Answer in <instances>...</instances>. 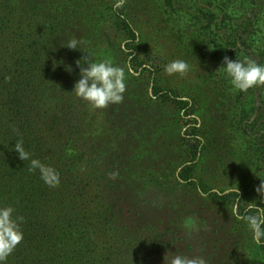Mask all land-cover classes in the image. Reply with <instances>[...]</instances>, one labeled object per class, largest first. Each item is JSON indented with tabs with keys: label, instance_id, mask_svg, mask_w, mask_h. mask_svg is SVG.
<instances>
[{
	"label": "trees",
	"instance_id": "16d2710c",
	"mask_svg": "<svg viewBox=\"0 0 264 264\" xmlns=\"http://www.w3.org/2000/svg\"><path fill=\"white\" fill-rule=\"evenodd\" d=\"M154 1L162 17L157 24L145 10L138 15L133 0L119 10L113 8L114 0H0V203L11 204L24 217V239L7 264H155L171 243L167 231L157 232L152 223L137 227L129 215L131 206L118 195L141 172L132 152L136 145H146L133 129L136 122L120 104L116 114L96 110L106 118L105 127L104 120L113 122L105 138L90 139L91 109L71 93L79 79L76 62L86 53L62 47L73 36L83 39L97 59L125 68V102L141 97L174 118L188 161L175 181L209 193L203 196L208 200L232 205L239 199L241 213L264 200L256 189L249 196L248 185L239 197L236 191L224 196L212 191L218 179L232 183L230 166L202 175L209 143L196 118V98L169 85L164 72L169 60L156 51L157 39L168 36L180 59L204 69L199 78L221 106L243 94L246 99L247 93L234 91L219 68L225 56L253 58L264 0H217L216 7L212 0ZM239 129L229 132L227 141L237 132L244 138L237 136L238 142L247 140L246 149L233 147L247 168L254 165L255 150ZM21 137L26 150L61 174L57 189L46 188L38 173H30L28 163L18 158L13 146ZM233 149L226 155L231 157ZM146 172L147 185L164 188L165 174ZM259 248L264 253V245Z\"/></svg>",
	"mask_w": 264,
	"mask_h": 264
},
{
	"label": "rangeland",
	"instance_id": "374dc122",
	"mask_svg": "<svg viewBox=\"0 0 264 264\" xmlns=\"http://www.w3.org/2000/svg\"><path fill=\"white\" fill-rule=\"evenodd\" d=\"M211 4L216 7L218 2L212 0ZM133 5L138 15L145 10L147 19H152L154 24L161 23L162 17L154 0H133ZM74 19L73 17L72 23L75 24ZM142 34L147 43L148 31L143 29ZM157 41L156 51H159L158 55L162 59L169 62L174 60V57L180 59L168 36ZM253 41L255 50L251 58L259 64H264V13L258 22ZM197 65L190 64V72L185 77L165 74V79L169 85L183 89L184 95L196 98V118L202 127L204 138L209 143V149L201 163V173L207 177L219 172L222 166H230L232 183L224 184L227 179H218L214 188H231L240 192L248 185L250 196L264 182V86L249 89L246 99L243 98L246 94H243L239 101L234 97L229 99L226 106H221L213 91L199 78L205 71L200 70L201 67ZM135 100L123 101L119 109L122 112L127 111L126 117H129L131 122H136L133 129L142 137L146 146L136 145L134 148L132 153L137 158L134 167L141 172H138L133 183H127L123 194L118 195H123L128 208L131 206L129 211H132V215H129L136 218L137 227L148 222L155 226L157 232L167 231L171 243L160 253L155 264H164V256L168 252L188 256L203 255L208 264H263L264 253L252 241L245 222L231 217L232 205L223 200H208L184 186L181 181H175L176 173L181 166L188 164V161L184 153L186 144L177 138L181 130L175 124L174 118L146 100L143 101L141 97ZM116 108V105H111L107 112L116 114L113 113ZM89 115H93L92 127L89 129L90 139H98L101 136L100 139L105 138L113 121L104 120L107 125L105 127L102 121V118L106 119L104 116H99L96 110H91ZM237 128H241L239 132L245 130L246 136L251 139V146L255 150L253 166L247 164V168L243 167L245 163L240 161L233 149L236 145L246 149L247 140L238 142L237 139L244 138L237 132L234 135L239 138L231 136L229 143L227 141L228 133ZM231 147L233 155L230 157L226 154ZM147 170L166 175L163 180L164 188L146 184ZM130 185L135 188L137 194L133 195L134 191ZM259 200L262 206L264 202ZM134 203L138 205H133ZM190 221L196 222L199 231L190 228Z\"/></svg>",
	"mask_w": 264,
	"mask_h": 264
},
{
	"label": "clouds",
	"instance_id": "9594fccd",
	"mask_svg": "<svg viewBox=\"0 0 264 264\" xmlns=\"http://www.w3.org/2000/svg\"><path fill=\"white\" fill-rule=\"evenodd\" d=\"M127 0H114L113 8L123 9ZM74 51L86 53L81 60L76 62L79 79L74 84L71 93L77 100L83 101L91 110H104L111 105L122 104L127 91V76L124 67L119 66L111 59H97L93 52L87 50L85 42L75 36L66 41L62 46ZM124 48V45H121ZM229 80L231 88L240 93H247L249 89L264 86V64H259L252 59H230L225 56L219 68ZM71 71V68H66ZM168 76L185 77L190 72V65L184 59H174L164 66ZM155 99V96L152 97ZM14 131H17L13 129ZM17 135L19 133L17 132ZM13 150L18 158L28 163L30 173H38L42 184L49 190L57 189L61 184V174L52 166L34 157L26 150L23 138L16 140ZM115 175V174H113ZM220 196L228 195L235 189L221 190L219 187L212 189ZM264 198V183L256 189ZM201 196L207 197L198 189ZM237 196L238 192L236 193ZM264 202V200H262ZM254 209L253 214L252 213ZM231 217L245 222L247 230L251 233L252 241L260 246L264 245V206L250 205L244 213L240 211V200L232 203ZM24 217L17 213L11 204L0 203V264H7L8 258L17 250L24 239L22 224ZM189 226L193 231H199L195 221H190ZM164 264H208L203 255L188 256L176 252H168L164 256Z\"/></svg>",
	"mask_w": 264,
	"mask_h": 264
}]
</instances>
